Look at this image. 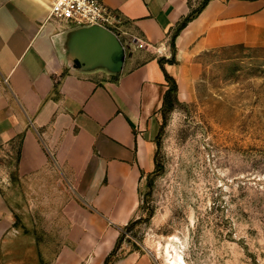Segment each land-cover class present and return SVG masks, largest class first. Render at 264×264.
I'll use <instances>...</instances> for the list:
<instances>
[{
    "label": "crops",
    "instance_id": "crops-1",
    "mask_svg": "<svg viewBox=\"0 0 264 264\" xmlns=\"http://www.w3.org/2000/svg\"><path fill=\"white\" fill-rule=\"evenodd\" d=\"M101 1L116 21L100 35L50 0L0 4V264H157L118 241L156 166L166 72L190 101L201 55L264 47V0H209L162 67L192 0Z\"/></svg>",
    "mask_w": 264,
    "mask_h": 264
},
{
    "label": "rangeland",
    "instance_id": "rangeland-1",
    "mask_svg": "<svg viewBox=\"0 0 264 264\" xmlns=\"http://www.w3.org/2000/svg\"><path fill=\"white\" fill-rule=\"evenodd\" d=\"M199 61L192 100L161 113L158 165L118 246L143 248L157 264H172L170 242L178 264H264V47L227 46Z\"/></svg>",
    "mask_w": 264,
    "mask_h": 264
},
{
    "label": "built area",
    "instance_id": "built-area-1",
    "mask_svg": "<svg viewBox=\"0 0 264 264\" xmlns=\"http://www.w3.org/2000/svg\"><path fill=\"white\" fill-rule=\"evenodd\" d=\"M49 18L75 26H115L116 18L101 0H50Z\"/></svg>",
    "mask_w": 264,
    "mask_h": 264
},
{
    "label": "trees",
    "instance_id": "trees-1",
    "mask_svg": "<svg viewBox=\"0 0 264 264\" xmlns=\"http://www.w3.org/2000/svg\"><path fill=\"white\" fill-rule=\"evenodd\" d=\"M209 0H202V2L200 3V5L197 7V8H193L192 11L190 12V14L178 25V27L176 28V30L173 32L172 34V46H173V49H174V53H173V56L171 59H165V58H161L160 59V64L162 65V67H164V64L166 62H175V50H176V47H175V39H176V36L177 34L181 31V29L183 27H185L187 25V23L195 18L203 9L204 7L207 5ZM166 79H167V82H168V89L166 90V93H165V96H164V104H163V107H162V114L164 115L165 112L172 108L176 103H179V99H178V83H177V80L171 76L170 74H168L166 72ZM157 145L159 146V143L157 142ZM157 164V162H156ZM158 165V164H157ZM113 253H111L112 255ZM108 256L106 261H105V264H107L109 258L111 257Z\"/></svg>",
    "mask_w": 264,
    "mask_h": 264
},
{
    "label": "bare ground",
    "instance_id": "bare-ground-1",
    "mask_svg": "<svg viewBox=\"0 0 264 264\" xmlns=\"http://www.w3.org/2000/svg\"><path fill=\"white\" fill-rule=\"evenodd\" d=\"M172 239H176V238L173 237ZM171 248L174 250L175 254L171 251ZM166 250L168 252V256H170L169 261L172 264H178L179 261L180 262H185L184 257L182 256V254L177 251V245L176 244L170 242V244L167 246V249ZM166 250H165V252H166Z\"/></svg>",
    "mask_w": 264,
    "mask_h": 264
},
{
    "label": "water",
    "instance_id": "water-1",
    "mask_svg": "<svg viewBox=\"0 0 264 264\" xmlns=\"http://www.w3.org/2000/svg\"><path fill=\"white\" fill-rule=\"evenodd\" d=\"M86 30L91 35H100V34H102L104 32H109V30L107 28L99 26V25L89 26ZM121 50H122V47L120 46L118 52H120ZM116 65L119 68L121 66V63L118 61L116 63Z\"/></svg>",
    "mask_w": 264,
    "mask_h": 264
}]
</instances>
